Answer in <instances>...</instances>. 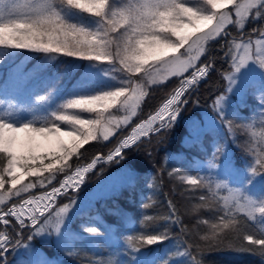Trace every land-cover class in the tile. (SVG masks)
I'll return each instance as SVG.
<instances>
[{
	"label": "snow or ice",
	"instance_id": "1",
	"mask_svg": "<svg viewBox=\"0 0 264 264\" xmlns=\"http://www.w3.org/2000/svg\"><path fill=\"white\" fill-rule=\"evenodd\" d=\"M250 22L259 23L251 31H243ZM229 25L239 30L237 35L228 31ZM218 38L225 39L224 55L230 60V70L223 76L227 87L213 101L215 116L209 118V124L200 123L197 128L194 122L193 130L199 134L209 126H223L226 139L223 150L214 146L204 176L181 179L194 188H206L210 195H200L199 199L211 198L218 205V215L210 225L212 239L230 230L241 240L237 251L264 257V229L255 235L241 230V216L264 226V127L257 134L251 130L250 121L236 125L238 114L233 113L232 118L227 115L229 94L241 92L255 69L262 83L259 115L264 125V0H0V49H24L49 60L63 56L87 62L79 85L55 109L43 107L49 95H38L35 104H25L15 98L5 99L6 89L0 87V264H6L4 254L10 248H31L30 244H22V233L9 230L13 223L32 230L29 241L35 236L54 237L68 256L76 254L71 247L77 236L72 224L80 212V201L70 197L68 203L57 206L56 197L67 195L69 190L79 192L85 175L98 163H119L127 150L151 143L155 135L163 139V133L173 128L180 117L182 107L188 105L186 93L214 67L211 59L199 66L197 62L210 51V41ZM4 54L0 52V56ZM97 62L108 67H100ZM189 69V76L181 79L179 87L155 114H149L129 136L119 139L106 156L98 153L87 164L72 169L68 161L74 155L83 156L80 149L89 141H108L121 119L127 122L136 115L148 95V85L163 82L168 76L184 77ZM113 73H119V78ZM117 105L122 117L106 115ZM25 111L32 114L30 119L19 117L18 113ZM83 112L94 115L85 118ZM235 127L250 133L248 142L240 145L245 155L243 168L235 167L228 155V145L237 143ZM218 155L222 157L219 161ZM44 173L50 175L45 177ZM56 173H65L59 186L3 207L29 189L51 184ZM127 174L131 176V171ZM27 177L38 180L18 188ZM258 179L262 184L256 194L252 187ZM9 184L10 188L6 187ZM214 188H223L228 195L217 197ZM166 219L183 231L171 201ZM78 235L92 248L112 239L111 229L90 224H82ZM170 238L167 229L127 237L123 251L128 259H95L90 264H174L182 260L202 264L199 252L194 253L193 245L183 241L159 260L149 259L148 253L142 251L144 246L163 244ZM31 264L56 261L39 259Z\"/></svg>",
	"mask_w": 264,
	"mask_h": 264
},
{
	"label": "trees",
	"instance_id": "2",
	"mask_svg": "<svg viewBox=\"0 0 264 264\" xmlns=\"http://www.w3.org/2000/svg\"><path fill=\"white\" fill-rule=\"evenodd\" d=\"M258 23H248L244 31L249 32L257 27ZM228 31L233 36L238 33L234 26H229ZM225 48V39L218 38L210 42V51L201 57L199 64L211 59L214 67L207 77L186 93L189 103L182 107L181 125H174L173 128L165 131L163 139L155 135L151 143L127 150V156L120 165H116L115 161L108 165H99L88 176H85L79 192L71 190L56 202L57 206H63L69 202L70 197H79L81 192H89L99 185L104 177L109 176L111 171L120 168L121 165L125 164L130 171H134L135 175L130 186L122 187L118 193H112L110 197L95 199L90 209L80 212L75 217L72 229L77 236L71 247L76 254L68 256L56 245L54 238H51L50 242H43L40 237L35 236L30 240L31 245L43 249L49 257L59 259V264H90V261L95 259L107 260L109 258L126 260L128 255L123 249L127 247V237L167 229L171 236L170 239L163 244L142 248V251L148 253L149 259H162L166 252L174 251L176 245L183 241L193 245L191 250L194 253L199 252L202 264H264V257H261L259 253L237 251L241 240L230 230L221 233L215 240L212 239L210 225L218 215L216 211L218 205L211 198L208 201L199 199L200 195H210L206 188H194L181 179L184 175L204 176L205 166L214 146L219 145L223 150V137L218 131L211 134L210 132L203 133L202 139L194 141L188 147L183 142L188 130L186 120L193 117L200 118L201 109H206L211 114L214 99L218 94L224 93L227 83L223 76L230 70V62L224 55ZM0 52L5 53L0 56V61H3L0 64V87L15 93L14 98L25 104L32 103L41 94H54L53 105L63 101L79 85L87 64V62L63 56L49 60L43 54L32 53L24 49H0ZM106 66V63H100V67ZM190 72L191 69L184 74V77L173 76L158 86H149L148 95L144 97L136 115L132 116L127 124L120 125L108 142L100 139L89 141L80 149L83 156L74 155L68 164L73 169L87 164L98 153L106 156L119 139L127 136L139 122L146 120L149 114L157 111L170 97L173 90L179 87L181 79L189 76ZM113 74L118 76L116 73ZM255 106L246 105L237 109L239 120L234 121V124L238 125L248 121L251 116L253 117ZM228 117L232 118V115L229 114ZM223 131H225L224 128ZM234 134L237 143L228 145V155L235 167L243 168L245 155L240 145L248 142L247 132L240 127H235ZM144 139L141 138V140ZM221 158L218 155L217 161ZM63 175L65 173H56V178L51 184L29 190L19 197H13L3 207L58 186ZM213 179L217 178L213 177ZM214 191L217 197L226 196L224 189L214 188ZM169 201L175 206L183 225V231L176 225H170L166 219L169 215ZM145 205L148 206L145 207ZM205 220L209 223H204ZM241 220V230L246 234L255 235L263 229L258 227L254 221H248L246 217L241 216ZM82 224L96 225L102 230L111 229V241H102L97 244L96 248H92L86 240L79 238L78 233ZM0 227L3 226L0 225ZM9 230L14 234L15 232L22 233L20 237L22 244L29 242L27 237L32 234L30 228H19L15 223ZM84 235L90 234L84 233ZM205 236L209 239L205 240L203 238ZM117 242L119 247H117ZM19 248H10L4 254L6 264H25L26 260L23 257L16 256ZM111 253H116V255L110 256ZM174 264H187V262L182 260Z\"/></svg>",
	"mask_w": 264,
	"mask_h": 264
},
{
	"label": "rangeland",
	"instance_id": "3",
	"mask_svg": "<svg viewBox=\"0 0 264 264\" xmlns=\"http://www.w3.org/2000/svg\"><path fill=\"white\" fill-rule=\"evenodd\" d=\"M229 26H233V25H229ZM187 31H191V30L189 29ZM238 31L239 30L237 29V32ZM210 42H212V41H210ZM181 51H183V49H181ZM228 61L230 62L229 59H228ZM197 63L199 64V62H197ZM106 67H108V65ZM116 74L118 76H120L119 73H116ZM118 76H117V79L119 78ZM171 77H173V76H168L167 78L163 79V82L167 81L168 78H171ZM177 77H179V76H177ZM137 79H139V77H137ZM203 79L204 78H202L201 80H203ZM200 81H199V83H200ZM225 82L228 83L226 80H225ZM161 83L162 82H157L156 84L148 85V88H149V86H155V85L158 86V84H161ZM226 87H225V89H226ZM261 87H262V83H261V78H260V76L258 74V71L253 69V73L245 81V84L243 86L242 91L239 92V93H235L234 92L233 94H229L230 95V98H229L230 99V104H229V106L227 108V115L229 116V114L232 115L233 113H237V111H238L237 109L243 108V106H246V105L254 106V105H256L255 106L254 116L253 117L251 116L248 119V121H250L252 123L253 127H252L251 130L256 131L257 134L259 133L261 128L264 127V125L261 124V117L259 115V113H260L259 104H260V95H261L260 89H261ZM148 88H147V90H148ZM10 89H11V87H10ZM14 96H15V93L8 92V90L6 89V95L4 96L5 99L11 100L12 98H14ZM49 96H50V100L45 106H43L44 108L55 109V108H57L59 106L60 103L63 102L61 100L59 103H57V104L54 103V105H53V96H54V94L53 95H49ZM67 97H65L64 99H66ZM35 102H36V100H34L32 103H29V104H35ZM164 102H166V100ZM117 108H119V105H117L116 107L110 108L108 113H106V115L114 114V115H116L118 117H122L123 116V112H119L118 113L117 112ZM41 111H43V108L41 109ZM155 112L153 114H155ZM211 112L212 113L210 114L206 109H201V111H200L201 117L200 118L193 117L190 120L189 119L186 120L187 121L186 124L188 126V130H187V135H186L187 137L185 138V141L183 142L186 147H188L189 145H192L194 141L202 139L203 138L202 135L205 132H210V134H211L213 132H217L218 131L220 133V135H222V137H223V142H225L226 132L223 131L224 127H222V126H217L216 128H213V127L209 126V127L205 128L203 131H200L199 134H197V132L193 130V123L194 122H196L197 128H199L200 123L201 124H205V125L209 124V118L215 116V113L213 111V106L211 108ZM244 114H245V112H244ZM18 115H19V117L21 119H30L31 116H32V114L30 112H27V111L20 112V113H18ZM81 115H82V117L86 118V117L92 116L94 114L83 112V113H81ZM181 119H183V117L180 116L178 118L177 122L175 123L176 126L177 125L178 126L181 125ZM130 120H131V118L127 122H124L121 119L120 125L123 126V125L127 124ZM142 122H139V124L142 123ZM139 124L137 126H135L134 129L138 128ZM217 124L219 125V121H217ZM63 127L66 128L67 126L65 125ZM117 130H118V128L115 130V133H116ZM132 131H133V129H132ZM131 132L127 136H129L131 134ZM111 136L112 135H110V137ZM127 136H125V137H127ZM246 136H247L246 140H249L250 139V133L247 132ZM141 138H144V137H140V140H141ZM65 139H67V138H65ZM228 139L230 140L231 138H228ZM100 140H102V139H100ZM105 142H108V141H105ZM122 161H124V160H122ZM47 162L48 161H45V163H47ZM101 164H107L108 165L109 163H98L96 168L99 167V165H101ZM120 164H121V161L119 163H116V165H120ZM93 170L89 171L86 175L88 176L89 173L92 172ZM128 171H129V169H128L127 165H125V164L121 165L120 168L111 171L109 176L104 177L100 181V184L97 185L96 187H94L92 190H90L89 192H87V191L81 192V196L75 197L78 202L80 201L79 211L82 212V211H84L86 209H90L94 205L93 202H94L95 199H101V198L110 197L112 193H118L121 190L122 187H125V186H128V185L130 186L135 174H134V171H131V176H129L127 174ZM48 175H50V174L49 173H44L45 177H47ZM64 176L65 175H63L60 178V180H62L64 178ZM187 176H190V175H184V177H187ZM37 180H38L37 177H27L23 181V184L18 185L17 187L21 188V187H23L24 184H28L29 182H36ZM261 184H262V181H260L258 179L256 184L252 187L253 193L258 194L260 192ZM46 186H47V184L45 186H43V187H46ZM58 186H59V183H58ZM6 187L10 188V184L6 185ZM34 188L37 189V188H41V187L37 186V187H34ZM34 188H32V189H34ZM32 189H29V190H32ZM221 189H223V188H221ZM50 190H51V188L48 189L47 191H50ZM0 191H3V190L0 189ZM13 191H15V190H13ZM69 191H71V190H69ZM24 193H26V192H24ZM44 193H45V190L43 192L41 191L36 196L43 195ZM82 193H83V195H82ZM21 194H23V193H21ZM227 195H228V193L226 191V196ZM32 196H34V195H32ZM32 196H29V197H32ZM61 196H63V195H58L56 197V202L59 200V198ZM73 211H75V209H73ZM80 212L78 213V215L80 214ZM69 215H71V212L69 213ZM11 219H14V218H11ZM255 223L257 224L258 227H262L264 229V226L260 225L258 222H255ZM79 231H80V229H79ZM36 237H38V238L40 237L43 242H50V239H51V238H44L42 236H36ZM54 240H55V238H54ZM25 244H30V241L25 243ZM16 256L17 257H19V256L23 257L24 260H26L25 264H31L32 261L39 260V259L53 260V261H56V264H59V259H57L55 257H52V256L49 257L45 253V251L43 249H41V248L38 249L37 247H35L33 245H31V248L28 249V250H25L24 247H20L19 248V252L16 254Z\"/></svg>",
	"mask_w": 264,
	"mask_h": 264
}]
</instances>
